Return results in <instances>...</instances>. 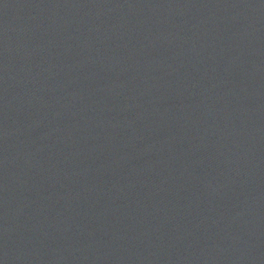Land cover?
I'll return each mask as SVG.
<instances>
[{"label":"water","instance_id":"water-1","mask_svg":"<svg viewBox=\"0 0 264 264\" xmlns=\"http://www.w3.org/2000/svg\"><path fill=\"white\" fill-rule=\"evenodd\" d=\"M0 264H264V0H0Z\"/></svg>","mask_w":264,"mask_h":264}]
</instances>
